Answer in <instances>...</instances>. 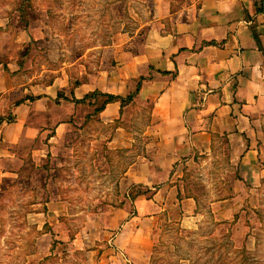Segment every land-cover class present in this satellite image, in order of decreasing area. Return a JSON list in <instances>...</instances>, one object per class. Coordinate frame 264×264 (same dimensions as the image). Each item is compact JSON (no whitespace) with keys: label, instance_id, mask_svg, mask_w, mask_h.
<instances>
[{"label":"rangeland","instance_id":"obj_1","mask_svg":"<svg viewBox=\"0 0 264 264\" xmlns=\"http://www.w3.org/2000/svg\"><path fill=\"white\" fill-rule=\"evenodd\" d=\"M142 3L0 0V122H14V107L26 91L39 92L59 78L58 53L71 57L80 46L105 45L134 31L136 14L144 17ZM14 61L24 68L15 77L8 68ZM94 99L89 113L75 112L58 135L46 114L33 113L32 122L46 133L30 144H12L15 156L0 159L8 172L0 180V264H106L117 233L127 227L136 232L140 225L150 231L152 244L136 264H264V196L254 207L240 202L227 218L215 211L217 203L232 198L242 148L231 149L221 138L211 155L184 171L179 186L182 195L195 196V215L169 220L163 212L154 223L140 224L145 216L137 214L135 196L151 190L133 186L123 197L119 182L129 165L151 156L145 134L151 103L133 104L104 122L95 109L105 97ZM120 129L133 135L122 138L131 147L108 148ZM144 198L151 197L139 199Z\"/></svg>","mask_w":264,"mask_h":264},{"label":"crops","instance_id":"obj_2","mask_svg":"<svg viewBox=\"0 0 264 264\" xmlns=\"http://www.w3.org/2000/svg\"><path fill=\"white\" fill-rule=\"evenodd\" d=\"M142 1L144 17L136 14L130 34L105 45L80 46L71 57L67 51L56 55L59 78L39 92L26 91L14 107V122H0V159L15 156L9 150L12 144H30L46 133L32 122L33 113L46 114L58 135L75 112L87 114L89 102H95L88 99L85 105L71 102L73 98L81 100L95 91L126 97L143 77L132 101L122 108L112 101L99 112L101 120L111 122L133 104L151 103L145 132L151 156L129 165L119 182L123 197L133 186L151 190L149 196H135L137 214L145 216L140 224L154 223L163 212L180 221L196 214L195 196L182 195L181 177L191 163L211 155L221 138L242 151L232 198L217 203L215 211L227 218L240 202L254 207L253 201L264 196V14L254 0ZM8 68L10 76L24 72L17 61ZM124 134L132 140L133 135L120 129L108 148L131 147ZM6 173L0 164V180ZM127 229L115 236L117 245L106 264H136L149 252L150 231L141 225L136 232Z\"/></svg>","mask_w":264,"mask_h":264},{"label":"trees","instance_id":"obj_3","mask_svg":"<svg viewBox=\"0 0 264 264\" xmlns=\"http://www.w3.org/2000/svg\"><path fill=\"white\" fill-rule=\"evenodd\" d=\"M256 40H257V43H258V38L256 37ZM144 78L141 77L138 82H137V85H136V88L133 92L129 93L126 97H120V96H115V95H112V94H103V93H100L98 91H95V92H92L90 93L89 95H87L84 99H92L94 97H97V96H103L105 97V99L96 107L95 109V112H100L103 110L104 106L109 103V102H112V101H119L121 103V108L122 106H124L125 104L129 103L130 101L133 100L134 96L136 95V93L139 91V88H140V85H141V82ZM83 99V100H84ZM83 100H79V102L83 101ZM97 101V99L95 100V102ZM78 102V101H77ZM94 102V103H95ZM93 103V104H94ZM139 195V194H137ZM136 195V196H137Z\"/></svg>","mask_w":264,"mask_h":264},{"label":"built area","instance_id":"obj_4","mask_svg":"<svg viewBox=\"0 0 264 264\" xmlns=\"http://www.w3.org/2000/svg\"><path fill=\"white\" fill-rule=\"evenodd\" d=\"M258 9L264 14V0H254Z\"/></svg>","mask_w":264,"mask_h":264}]
</instances>
